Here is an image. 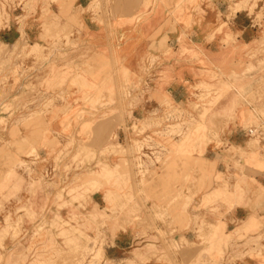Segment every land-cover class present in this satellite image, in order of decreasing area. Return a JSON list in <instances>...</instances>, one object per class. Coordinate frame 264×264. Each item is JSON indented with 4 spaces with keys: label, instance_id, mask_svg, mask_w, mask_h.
Returning <instances> with one entry per match:
<instances>
[{
    "label": "rangeland",
    "instance_id": "1",
    "mask_svg": "<svg viewBox=\"0 0 264 264\" xmlns=\"http://www.w3.org/2000/svg\"><path fill=\"white\" fill-rule=\"evenodd\" d=\"M216 1H159L162 20L167 29L174 31L170 38L169 32H163L159 44H172L169 39L176 38L178 44H192L191 35L203 20L204 6ZM54 2L59 8L51 7ZM17 4H24L29 14L36 16L42 34L38 42L25 38L14 44L0 42V264H10L11 258L5 255L13 244L22 249L19 264L27 260L29 264H130L105 258L107 230L120 227L119 222L129 215L142 219L141 223L149 227L147 221L154 223L169 215L165 209L159 211L161 203L171 199L177 204L183 201V189L189 180V156L201 153L208 142L219 139L223 125L220 109L224 105H230L232 111L227 120L235 119V108L253 105L254 110H249V114L255 132L250 134L245 148L232 147L236 159L228 165V172L234 177L216 198L226 201L228 211L230 204L227 203L232 199L243 200L247 188L258 179L256 175L264 174V135L257 130L260 121H264V79L258 85L261 95L258 104H254V94L230 96L220 102L233 85L212 72L211 81L197 86L188 103L176 104L165 98L161 100L162 111H154L141 120L134 119L128 125L121 106L128 89L137 84L130 81L123 93L121 88L113 86L108 97L102 98L93 94L95 86L85 81L75 82V78L89 76L96 69L90 64L89 49L78 55L82 64L78 63L74 52L83 41L75 40L71 24H60L61 15L71 13V23L82 26L76 18L74 0H0V20L8 18L7 8ZM259 4L261 11L257 19L263 21L264 0H226L224 9L229 5L231 13L244 8L252 12ZM152 5L153 0L138 1L137 13L131 21L140 20L141 12ZM222 26V22L213 26L207 40L222 32ZM261 43L264 44V31ZM250 70L252 67L248 66L246 71ZM111 71L117 73L115 63ZM75 85L86 93L82 103L86 110L77 112V124L82 122L79 141L70 153L43 158L42 139L49 132L52 120L60 117L58 112L67 118L75 111L69 100L70 89ZM58 88L63 89L62 93L58 94ZM60 99L64 105L56 111ZM108 104L114 108L106 113ZM46 113H53L50 120ZM107 114L121 116L122 120L112 128L102 125L98 129L99 144L95 145L91 126ZM117 126L124 127L127 134L124 144L118 143ZM109 146H113L112 152L124 157L121 164L112 167L98 159V152L105 156ZM58 169L65 171V179L57 176ZM105 185L117 191L106 195L108 208L89 209L91 193ZM44 186L55 191L50 199H55L60 207L77 204L78 209L69 219L51 213L47 217V209L33 207L35 201L29 198V189ZM170 186L179 187L173 197L155 193ZM174 225L175 221L166 224L171 234L175 231ZM186 228L197 233L199 244L173 240L159 251L151 242H146L135 245L132 253L142 262L155 257L156 264H233L244 257L256 258L257 264H264V223L260 218L258 223L254 216L236 220L227 228L201 214L193 224H180L179 230ZM165 234L161 232L162 237ZM189 250L197 254L189 255ZM148 252L151 254L144 257Z\"/></svg>",
    "mask_w": 264,
    "mask_h": 264
},
{
    "label": "crops",
    "instance_id": "2",
    "mask_svg": "<svg viewBox=\"0 0 264 264\" xmlns=\"http://www.w3.org/2000/svg\"><path fill=\"white\" fill-rule=\"evenodd\" d=\"M138 1L141 0H74V9L78 12L76 18L80 20L82 26L71 23L73 14L61 15L60 24H71L75 40L83 41L82 44H78L77 51L74 52L75 58L79 59L78 55L83 50L89 49L90 64L96 69L89 76L82 75L75 78V82L85 81L95 86L96 90L93 94H99L102 98L108 97L113 86L121 88L123 93L131 84L130 81L137 84L128 89V95L121 106L124 120L128 125L134 119L141 120L154 111H162L161 100L165 98L176 104L188 103L193 98L197 86L211 81L212 72L219 74L223 81L233 85V89L220 102H224L230 96L254 94V104H258L261 97L258 85L264 79L262 73L264 44L261 43L264 19L263 21L257 19L261 11L260 4L252 12L244 8L231 13L229 5L227 10L224 9L226 0H217L204 6L203 20L193 30L195 34L191 35L192 44H178L177 38L169 39L172 44H159L163 32H169V38L174 32L167 29V25L162 20L159 3L161 0H153V5L141 12L140 20L133 22L131 18L137 13ZM51 7L59 8L55 2ZM7 16L8 18L4 17L0 20L1 43L14 44L22 38L33 42L41 41V24L34 14H29L24 4L9 6ZM221 22L222 32L213 40H207L212 27ZM78 63L82 64V59H79ZM113 63L117 67L116 74L111 71ZM248 66H251L252 70L246 71ZM62 91V88L57 90L58 94ZM70 94L69 100L75 106V111L67 118L63 113L58 112L60 117L52 120L49 132L42 139L43 158L49 156L51 159L55 155L67 154V151L70 153L74 150L72 146L79 141L82 122L77 124V112L86 110L82 104L86 93L75 85L70 89ZM262 97L264 100V95ZM63 105L64 101L58 100L56 111H59ZM229 106L224 105L220 109L223 125L219 139L208 142L201 153H192L189 156L191 161L187 166L189 180L183 189V201L177 204L171 199L161 203L159 211L165 209L169 215L154 223L147 221L149 227H145L140 218H134L132 215L124 216L119 222L120 227L113 231L107 230L105 258L108 261L156 264L155 257L142 262L133 255L131 249L137 244L151 242L157 250L163 251L167 247L166 244L182 239L189 244H199V238L194 230L188 228L179 230V227L180 224H193L195 217L201 214L211 217L221 225H226L227 228L236 220H246L250 216H254L257 223L259 218L264 223V174L256 175L258 179L247 188L243 200L239 202L232 199L227 203L230 204L228 211L225 210L226 201L216 198L220 189L234 177L228 172V165H232L236 159L232 147L245 148L250 140V134L255 132V126L250 124L252 117L249 114V110H254L253 105L235 108L233 111L235 119L227 120L232 113ZM113 108V104H108L105 110L100 111L109 113ZM117 111L122 110L117 109ZM52 115L53 113H46L45 116L50 120ZM107 115L109 116L105 118H101L100 115L97 122L91 126L92 143L95 145L99 144L98 129L102 125L106 129L112 128L122 120L121 116ZM260 122L257 130L264 135V121ZM127 138L124 127L117 126L118 143L124 144ZM113 146H109L110 151L105 156L100 155L99 152L97 154L98 159L104 160L112 167L121 164L124 160L122 155L112 152ZM197 172L201 174L197 176ZM57 176L65 179L67 175L65 171L58 169ZM176 188L179 187H163L155 193L170 194L169 197H173L178 191ZM54 192L49 186L29 189V198L35 201L33 207L37 210L47 209V217H50L51 213L55 217L69 219L73 215L72 212L78 209L77 204L75 203L73 207H60L55 199H50ZM115 192L117 191L109 185L98 188L91 193L87 207L99 210L108 208L106 195ZM46 196L49 200H46ZM147 204L150 205L152 202ZM172 221H175L173 234L169 233L166 226ZM161 232H165V236L162 237ZM21 251L17 244H13L8 249L5 256L11 258L10 264H19ZM195 252L189 250V255L194 256L197 254ZM150 254L148 252L143 256L147 257ZM257 263L256 258L244 257L233 264ZM25 264H29V260Z\"/></svg>",
    "mask_w": 264,
    "mask_h": 264
}]
</instances>
